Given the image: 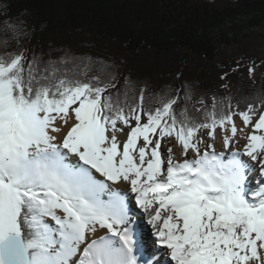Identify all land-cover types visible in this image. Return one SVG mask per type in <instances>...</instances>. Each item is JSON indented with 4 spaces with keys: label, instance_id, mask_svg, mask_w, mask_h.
<instances>
[{
    "label": "snow or ice",
    "instance_id": "obj_1",
    "mask_svg": "<svg viewBox=\"0 0 264 264\" xmlns=\"http://www.w3.org/2000/svg\"><path fill=\"white\" fill-rule=\"evenodd\" d=\"M0 26V264H162L159 249L163 264H264V181L246 187L264 177V93L122 100L26 57V19Z\"/></svg>",
    "mask_w": 264,
    "mask_h": 264
},
{
    "label": "trees",
    "instance_id": "obj_2",
    "mask_svg": "<svg viewBox=\"0 0 264 264\" xmlns=\"http://www.w3.org/2000/svg\"><path fill=\"white\" fill-rule=\"evenodd\" d=\"M16 19L31 25L26 57L53 62L58 75L111 81L122 100L143 88L147 105L187 85L191 110L200 97L211 105L213 95L235 103L264 93V75L248 72L261 60L250 30L264 25V0H0V22Z\"/></svg>",
    "mask_w": 264,
    "mask_h": 264
},
{
    "label": "rangeland",
    "instance_id": "obj_3",
    "mask_svg": "<svg viewBox=\"0 0 264 264\" xmlns=\"http://www.w3.org/2000/svg\"><path fill=\"white\" fill-rule=\"evenodd\" d=\"M250 31L255 32L256 35L259 36L260 39H262V41H263L262 42L263 45L259 49L261 51V54H260L261 60L259 62H257V63H254L253 68H252L253 69L252 75H253L254 78H256L257 76L264 75V25L261 26V27L252 28ZM244 33H249V32L246 31ZM234 119L236 120V122L240 123L238 117H234ZM256 177L257 176H256L255 172H253L251 174H248L246 187H248L249 189H255L256 187H258V182L261 181V178H259V176H258V178H256ZM141 217H142V215L140 214V218ZM142 221H143L142 224H145L143 219H142ZM145 226H146V224H145ZM147 231H148V233L150 232L149 234L152 233V229L148 228ZM144 239L149 242V246L150 247H154V239L151 238L150 235H145ZM150 239H151V241H150ZM165 251L166 250L162 249L161 252H160L161 255L163 256V257H160V259L162 261V264L164 262V258L167 261V257H166L167 255L164 254ZM169 264H170V262H169Z\"/></svg>",
    "mask_w": 264,
    "mask_h": 264
},
{
    "label": "bare ground",
    "instance_id": "obj_4",
    "mask_svg": "<svg viewBox=\"0 0 264 264\" xmlns=\"http://www.w3.org/2000/svg\"><path fill=\"white\" fill-rule=\"evenodd\" d=\"M237 124L239 125L240 123L239 122H237ZM244 143H246V141H243V140H241L240 141V145H237V147L239 148V147H241V145H243ZM218 151H223V149H221V148H219V146H218ZM227 155H228V153H225V159L227 158ZM242 159H244V160H248V158L247 157H241ZM249 163H250V161H249ZM256 173V178H258V176H259V172L257 171V172H255ZM259 178H261V181H264V177H260L259 176ZM258 180V179H257ZM124 190H126V189H124ZM129 195H131V193L129 192ZM134 206V205H133ZM137 212H139V210L137 209L136 210ZM141 215H142V219H143V214L141 213ZM144 223L146 224V226H145V224H142L141 223V227L145 230L144 231V236L145 235H150L149 233H148V231H147V229L149 228V229H151V226H149V225H147V223H146V220H144ZM150 237H151V235H150ZM151 238H153V239H155L154 237H151ZM167 257V256H166ZM167 261H168V257H167Z\"/></svg>",
    "mask_w": 264,
    "mask_h": 264
}]
</instances>
